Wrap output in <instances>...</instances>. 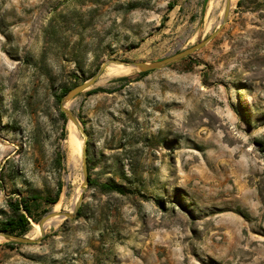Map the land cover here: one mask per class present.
<instances>
[{
    "label": "rangeland",
    "instance_id": "rangeland-1",
    "mask_svg": "<svg viewBox=\"0 0 264 264\" xmlns=\"http://www.w3.org/2000/svg\"><path fill=\"white\" fill-rule=\"evenodd\" d=\"M239 1L220 26L225 0H0V228L24 199L25 235L83 182L61 89L221 27L167 68L75 99L91 179L127 192L89 185L83 216L37 243L2 241L0 264H264V0Z\"/></svg>",
    "mask_w": 264,
    "mask_h": 264
},
{
    "label": "water",
    "instance_id": "water-1",
    "mask_svg": "<svg viewBox=\"0 0 264 264\" xmlns=\"http://www.w3.org/2000/svg\"><path fill=\"white\" fill-rule=\"evenodd\" d=\"M231 7H232V0H225L224 11H223L222 18L220 20V26H223L224 24L227 23ZM220 30H221V27L216 29V31H214L211 35H209L206 39L202 40L201 42L191 47L177 51L167 56L166 58H163L160 60L126 61V60H121V59H109L105 63H103V65L99 68L98 72L93 77H91L90 79L82 83L77 84L76 86L71 88L66 95H64L63 100H62V110L66 114L68 119L71 122H73L78 127V129L81 131L84 137V143L82 146V157H81V166H82V174H83V182L81 184L82 193L73 211L70 213L63 211L59 213L61 217H64L65 220L74 219L77 217L78 212L84 200V193L86 191V188L89 186L87 133H86V129L81 124L79 117L74 110V107L78 106V104L74 102L75 99L83 92L91 90L100 81L101 76L104 73L105 69L111 64L120 63V64L129 65L133 68L134 70L133 72H137V73L152 72V71L164 69V68H167L175 64L176 62H179L189 57L190 55L195 53L197 50L206 46L208 43H210L215 38V36L220 32ZM69 103H71V105L67 106V104ZM53 216H55V212L53 210H50L47 213H45L44 216L41 218V220L38 223L41 227V234L38 237H30L29 235H17V234L6 233V232H0V235L4 236L5 240L9 242H18V243H23V244H33V243L40 242L46 234L45 225Z\"/></svg>",
    "mask_w": 264,
    "mask_h": 264
},
{
    "label": "bare ground",
    "instance_id": "bare-ground-1",
    "mask_svg": "<svg viewBox=\"0 0 264 264\" xmlns=\"http://www.w3.org/2000/svg\"><path fill=\"white\" fill-rule=\"evenodd\" d=\"M219 2V1H218ZM218 5V3H216ZM214 3H212L211 7H214ZM218 9V8H217ZM134 70L131 66L115 63L109 65L103 75L101 76L100 82H106L112 77L120 76V75H127L132 73ZM71 105V103L67 104V106ZM80 130L78 127L70 121L69 123V135L67 137L66 143H67V150H68V164H70L72 167H76L78 163L81 161L82 156V146L84 143V138L80 136ZM79 166V165H78ZM77 166V167H78ZM76 169V168H75ZM73 170V169H72ZM77 178V177H76ZM82 193L81 184L77 186L76 191L68 202H58L54 205L53 211L55 212V216H53L45 225L46 232L50 229L57 228L61 223L64 222L65 218L61 217L59 213L65 211V212H72L74 207L76 206L80 195ZM39 225V224H38ZM59 228V227H58ZM41 234V227L39 225V234ZM30 237H38L37 234L29 233ZM2 241H6L5 237L0 235V243Z\"/></svg>",
    "mask_w": 264,
    "mask_h": 264
},
{
    "label": "trees",
    "instance_id": "trees-1",
    "mask_svg": "<svg viewBox=\"0 0 264 264\" xmlns=\"http://www.w3.org/2000/svg\"><path fill=\"white\" fill-rule=\"evenodd\" d=\"M242 1L240 0L238 2V6H241ZM174 8V4L170 3L169 4V9ZM150 72H142L139 73L138 77H136V80L140 77L146 76L147 74H149ZM132 76H126V77H121L119 78L120 80H127L130 81V79H132ZM124 86V85H122ZM71 88L65 87L62 88L60 91V95L58 96L59 99L62 98V96L66 95L69 90ZM118 90V89H115ZM115 90H111V89H102V88H97V89H93V90H89L86 93L87 94H93L99 91H104V92H114ZM62 117L66 119V116L63 112H61ZM89 150V148H88ZM89 169V167H88ZM89 185L90 186H99V188L103 191V192H117L120 194H126V189L124 188L123 185L118 184L115 181H108V182H104V183H97L96 180L91 179V176L89 174ZM34 200H38V197H33ZM59 200V193L57 194V196L55 198H52L49 203L51 204H56ZM17 210H24L25 212H20L16 217L9 219L8 221H6L2 227L0 228V232H6V233H12V234H17V235H25L30 231V218L32 217V207L31 205L24 199H22L20 201V205H17L16 207ZM84 209L85 207L82 205L78 215L76 218H79L81 216H83L84 213ZM50 211V210H49ZM48 210H45L44 214L47 213ZM44 216V215H43ZM37 222L40 221V219H36ZM7 245H11L12 243H6Z\"/></svg>",
    "mask_w": 264,
    "mask_h": 264
}]
</instances>
